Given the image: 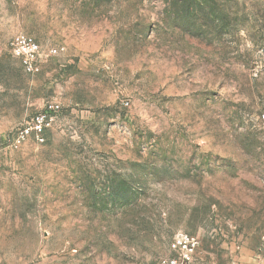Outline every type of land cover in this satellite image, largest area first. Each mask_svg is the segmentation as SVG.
Returning a JSON list of instances; mask_svg holds the SVG:
<instances>
[{"label": "rangeland", "instance_id": "rangeland-1", "mask_svg": "<svg viewBox=\"0 0 264 264\" xmlns=\"http://www.w3.org/2000/svg\"><path fill=\"white\" fill-rule=\"evenodd\" d=\"M179 232L264 264V0H0V264H158Z\"/></svg>", "mask_w": 264, "mask_h": 264}, {"label": "built area", "instance_id": "built-area-1", "mask_svg": "<svg viewBox=\"0 0 264 264\" xmlns=\"http://www.w3.org/2000/svg\"><path fill=\"white\" fill-rule=\"evenodd\" d=\"M10 47L12 54L19 59L23 70L28 74L39 71L40 61L44 56L40 45L31 36L25 33L16 34L11 42ZM63 48L49 49L47 55L57 54ZM59 105L56 103H48L44 109L36 113L27 126L20 129L18 133V141L24 139L30 134H35L36 138L42 140L41 134L50 126L54 119V114L58 112ZM198 242L192 236L183 232L174 235L169 243L170 250L173 255L163 259L158 264H193L196 254Z\"/></svg>", "mask_w": 264, "mask_h": 264}]
</instances>
